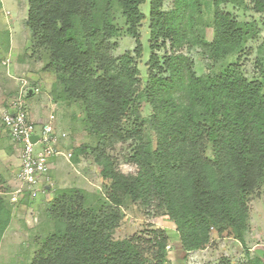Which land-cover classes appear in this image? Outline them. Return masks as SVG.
Instances as JSON below:
<instances>
[{"label":"trees","instance_id":"obj_1","mask_svg":"<svg viewBox=\"0 0 264 264\" xmlns=\"http://www.w3.org/2000/svg\"><path fill=\"white\" fill-rule=\"evenodd\" d=\"M144 2L27 0L32 46L48 52L59 96L83 105V128L96 140L73 148L72 162L90 153L107 186L104 201L75 187L54 192L46 212L54 229L31 264H169L161 229L113 238L127 200L172 222L184 254L211 246L214 230L242 245L241 264H264L244 241L250 202L264 186V37L251 47L259 24L234 13L246 0H149L150 55L142 73ZM248 7L264 12V0ZM115 11L135 40L118 56L113 39L123 27ZM192 50L205 63L202 75ZM251 55L248 76L243 63ZM127 142L128 173L107 152ZM5 191L0 242L10 222Z\"/></svg>","mask_w":264,"mask_h":264},{"label":"rangeland","instance_id":"obj_2","mask_svg":"<svg viewBox=\"0 0 264 264\" xmlns=\"http://www.w3.org/2000/svg\"><path fill=\"white\" fill-rule=\"evenodd\" d=\"M248 1L250 0H246L245 3L246 8H236L234 13L241 19L254 20L259 24L261 34L256 41L251 43V47L254 48L264 37V12L252 11L248 7ZM149 6V0H145L141 5V10L146 16L141 27L143 54L139 67L142 73L145 72L144 64L150 55ZM226 9H231V7H226ZM27 12V0H0V88H12L8 81L17 83V90L21 88V92L19 95L10 96H15L14 101H20L27 112L29 109L36 110L48 119L46 123L61 126L66 131L68 139L73 142L71 152L73 148L83 144L94 146L96 140L83 128V105L80 102L69 103L59 96L62 84L56 73L46 68L49 62L48 52L44 48L32 46L31 34L26 25ZM114 14L117 25L123 27L119 35L113 39L117 44L114 55L118 56L127 50L134 49L135 40L125 34L120 13L115 11ZM190 55L195 61V73L204 74L206 66L203 60L194 50L190 52ZM232 59L234 58H230ZM253 60L254 55H251L243 63V69L248 76L253 72ZM144 77L143 75L142 78ZM17 90L13 92L16 93ZM147 113L148 110L145 111V114ZM130 151V142H127L119 143L107 152L116 159L118 167L128 173L133 171L127 162ZM55 161L60 164L58 170L48 172L51 180L44 181L43 184H47L41 187L35 199H22L12 203L16 205L9 208L10 222L0 242V264H31L35 259L44 255L41 249V239L54 229L53 223L47 221L46 212L48 203L52 200L56 190L68 187L80 188L92 196L90 199L93 202L97 198L105 200L107 186L100 177V167L90 153L80 155L78 162H72V157L67 160L65 156H58ZM47 186L48 189H46ZM9 196L3 194L4 201L7 199L10 201ZM121 212L123 218L113 231V238L123 240L133 235L146 236L149 231L161 229L169 237L166 248L169 264H224L226 262L241 264L244 261L243 248L231 238H218L214 230L211 233L213 239L211 246L203 251L184 254L178 242L175 225L164 216L145 211L128 200L121 206ZM251 233H256V235L260 233L261 240L264 237V186L250 202L244 235L250 236ZM257 237L258 235L256 239ZM255 243L254 240L248 241L250 246Z\"/></svg>","mask_w":264,"mask_h":264},{"label":"built area","instance_id":"obj_3","mask_svg":"<svg viewBox=\"0 0 264 264\" xmlns=\"http://www.w3.org/2000/svg\"><path fill=\"white\" fill-rule=\"evenodd\" d=\"M11 108L2 113L1 121L12 143L20 147V167L9 192L10 202L16 203L25 198L35 199L48 179L50 159L65 156L69 160L72 152L64 154L57 147L61 138H67L65 133H58L49 123L37 126L20 101L15 100ZM32 135L38 137L34 143Z\"/></svg>","mask_w":264,"mask_h":264},{"label":"crops","instance_id":"obj_4","mask_svg":"<svg viewBox=\"0 0 264 264\" xmlns=\"http://www.w3.org/2000/svg\"><path fill=\"white\" fill-rule=\"evenodd\" d=\"M3 78V77H2ZM6 80V79H5ZM12 86V88H14L16 86V88H14V90H12L11 87H9L8 89H3L0 88V131H2L0 133V188L3 187L2 189H6V191L4 192V194L6 196H9V192L11 191V188L15 182V175L17 173V171L19 170L20 167V159H19V154H20V147L19 145H16L14 143H12V141L10 140L9 134L7 132V129L4 127L2 121H1V115L5 110H12V106L11 104L14 102V98L16 95H19V93L21 92L19 88L18 89V84L14 83L13 81H8ZM16 91V93H14L13 91ZM15 94V96L11 97L10 95ZM19 97V96H17ZM28 116L30 118V120H32L34 123H36L37 126H40V124L42 123H46L47 122V118L40 115L41 113L37 112L36 110H30L27 112ZM53 126H56L55 129L57 131H60L59 133H65L66 131H64L62 129V127L54 125L52 123ZM67 134V133H66ZM72 141L70 139L67 138H61L59 143H58V149L61 150L62 152H66L65 154H67L68 152H71V146H72ZM56 157L51 158V161L49 163V171L51 170H58L57 168H59L58 166H60V164L55 161ZM48 179L51 180V177L48 176ZM49 182V181H48ZM47 184V183H45ZM44 184V185H45ZM7 203V209L9 210V208L11 206H14L16 204H12L10 201L5 200ZM10 211V210H9ZM258 235L257 239L256 236ZM256 233L253 234L251 233L250 236H247V234L244 235V241L246 244V248L247 251L249 252L250 256H258V257H262L264 259V237L261 240V235L260 233ZM264 236V235H263ZM252 237V238H250ZM249 240H254L256 241L255 244H252V246L248 245V241ZM235 241V240H234ZM261 241H263L261 243ZM237 242V241H235ZM241 247L242 245L237 242Z\"/></svg>","mask_w":264,"mask_h":264},{"label":"water","instance_id":"obj_5","mask_svg":"<svg viewBox=\"0 0 264 264\" xmlns=\"http://www.w3.org/2000/svg\"><path fill=\"white\" fill-rule=\"evenodd\" d=\"M37 139H38L37 135H32V136H31V140H32L33 143L36 142ZM46 189H48V186H47Z\"/></svg>","mask_w":264,"mask_h":264}]
</instances>
